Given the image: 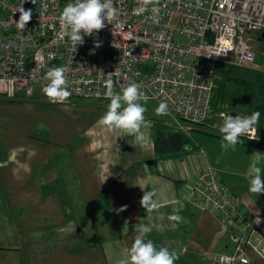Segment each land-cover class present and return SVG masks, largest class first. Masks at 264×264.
Listing matches in <instances>:
<instances>
[{"label":"crops","instance_id":"1","mask_svg":"<svg viewBox=\"0 0 264 264\" xmlns=\"http://www.w3.org/2000/svg\"><path fill=\"white\" fill-rule=\"evenodd\" d=\"M33 99L0 97V107ZM144 115L146 144L107 128L67 131L62 141L23 132L0 136V264H117L131 247L136 224L152 229L147 239L157 247L177 253L175 264H214L210 253L231 252L230 229L188 194L210 167L249 212L264 217V193L249 191L246 144L224 150L222 138L204 125L154 110ZM255 144L264 151V144ZM149 190L158 204L152 212L139 203ZM122 205L126 210L118 212ZM173 213L182 220H170ZM69 222L76 224L74 233L58 231ZM250 257L247 264H264Z\"/></svg>","mask_w":264,"mask_h":264},{"label":"built area","instance_id":"2","mask_svg":"<svg viewBox=\"0 0 264 264\" xmlns=\"http://www.w3.org/2000/svg\"><path fill=\"white\" fill-rule=\"evenodd\" d=\"M72 2L0 0L1 98L31 97L36 89L44 95L47 70L63 66L71 93L64 103L72 98L109 101L105 82L111 76L115 92L136 82L146 100L168 105L163 116L201 123L208 117L217 64L251 67L250 41L264 31V0H157L143 12L139 0H112V21L84 35L74 49L61 22L64 7ZM19 7L31 11L23 31L15 22ZM255 128L258 139H240L264 144V125ZM188 200L218 215L230 229L231 252L210 253L212 263L247 264L251 253L264 262V217L249 212L215 169L198 174Z\"/></svg>","mask_w":264,"mask_h":264},{"label":"clouds","instance_id":"3","mask_svg":"<svg viewBox=\"0 0 264 264\" xmlns=\"http://www.w3.org/2000/svg\"><path fill=\"white\" fill-rule=\"evenodd\" d=\"M155 2L157 0H139L140 11H145L148 4ZM114 16L112 0H74V2L68 3L62 11V29L76 49L77 45L84 42V35L91 36L94 32L102 30L105 27V22L109 23ZM30 19L31 11L19 7V19L15 22L20 31L26 28ZM96 46L99 47L100 44L97 43ZM65 73L66 68L63 66H55L47 70L45 79L48 82L43 87V94L50 103H64L70 97L71 93L68 90ZM114 83L111 76L105 82V97L110 102L107 105V110L99 118V124L110 130H120L122 133L120 136H134L138 143L146 144L149 137L142 131V126L147 109L140 103L142 100L146 102L145 94L136 82L122 84L120 92L114 91ZM167 109L168 105L161 102L155 109V114L157 116L167 115ZM259 120V111H254L249 116L236 115L233 117L228 113L224 114L222 124L215 126L222 137L221 148L234 150L237 144L243 143L240 139L242 136H247L251 140L258 139L255 126ZM252 155L254 158L247 170L246 178L249 181V191L257 195L264 193V180L261 179V172L264 170V153L254 152ZM155 195L156 193L152 190L143 192L139 203L146 212L158 209V204L153 199ZM126 208L127 205H122L117 211H124ZM169 219L180 222L182 217L173 213ZM75 226L76 224L69 222L58 231L74 233ZM151 231L152 229L147 225L136 224L131 247L126 249L125 258L118 260L117 264H175L179 258L177 253L165 246L157 247L151 239H147Z\"/></svg>","mask_w":264,"mask_h":264},{"label":"rangeland","instance_id":"4","mask_svg":"<svg viewBox=\"0 0 264 264\" xmlns=\"http://www.w3.org/2000/svg\"><path fill=\"white\" fill-rule=\"evenodd\" d=\"M250 46L255 60L252 68L264 70V38L262 32L255 35L250 41ZM32 101L16 100L11 106L0 107V136L20 137L21 132L35 135L39 138H52L62 141L67 131L81 135L86 130L102 132L104 126L99 124V118L107 110L110 101L97 99H75L64 104H53L46 101L47 97L38 90L34 93ZM44 96V97H43ZM42 97V98H41ZM40 98V99H39ZM149 114L158 107L153 100L140 101ZM6 105V104H5ZM228 113V112H222ZM233 114V113H232ZM241 115V114H238ZM145 116V115H144ZM219 116L217 124L222 122ZM108 129V128H107ZM246 144L243 155L253 160V153L264 151L256 150L257 144ZM264 150V147L261 148Z\"/></svg>","mask_w":264,"mask_h":264},{"label":"trees","instance_id":"5","mask_svg":"<svg viewBox=\"0 0 264 264\" xmlns=\"http://www.w3.org/2000/svg\"><path fill=\"white\" fill-rule=\"evenodd\" d=\"M254 111L260 112L258 127L261 128L264 125V71L220 62L216 68L208 117L201 123L193 124L204 125L207 132L222 138L214 128L222 112L249 116Z\"/></svg>","mask_w":264,"mask_h":264},{"label":"water","instance_id":"6","mask_svg":"<svg viewBox=\"0 0 264 264\" xmlns=\"http://www.w3.org/2000/svg\"><path fill=\"white\" fill-rule=\"evenodd\" d=\"M262 36H263V38H264V31L262 32Z\"/></svg>","mask_w":264,"mask_h":264}]
</instances>
